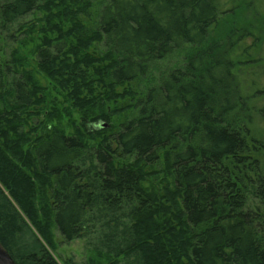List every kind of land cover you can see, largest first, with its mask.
Here are the masks:
<instances>
[{"label":"trees","instance_id":"16d2710c","mask_svg":"<svg viewBox=\"0 0 264 264\" xmlns=\"http://www.w3.org/2000/svg\"><path fill=\"white\" fill-rule=\"evenodd\" d=\"M222 9L0 0V243L15 264H58L55 231L91 239L85 264H264V31ZM39 12L41 42L19 55ZM35 72L76 112L72 133L29 111Z\"/></svg>","mask_w":264,"mask_h":264},{"label":"rangeland","instance_id":"374dc122","mask_svg":"<svg viewBox=\"0 0 264 264\" xmlns=\"http://www.w3.org/2000/svg\"><path fill=\"white\" fill-rule=\"evenodd\" d=\"M223 4L222 17L221 19L229 22L231 29H235L232 24L243 23L247 21V25L251 27L253 23L255 24V29L258 35H261V32L264 31V0H221ZM252 21V22H248ZM44 20L41 12L34 13L25 17L21 21L20 31L17 33L19 42L23 41L26 45L16 44L15 48L19 55L26 56L30 51L34 49L36 45H39L41 38L43 37L42 28H44ZM228 26V25H227ZM226 27V26H225ZM254 30V27H252ZM250 28V29H252ZM227 29V27H226ZM261 29L262 31H259ZM49 37H54V35H49ZM15 44L12 45V47ZM94 53L93 49L90 50ZM34 65L32 63L31 67L33 69ZM35 79L38 81L40 87L43 89V92L39 94V98L43 97V105L37 108L32 107L30 112H40L41 115L38 117L40 123H42L45 128L44 131L48 132L52 127H59L65 133H72V127L74 125L79 126L80 121L75 111L70 109V105L65 100V96L61 90H59L53 83H51L43 75L35 72ZM250 78V76L248 77ZM122 88H118L117 92H122ZM131 99L125 100L123 105L133 104ZM72 112V113H71ZM55 113V114H53ZM71 115V116H70ZM115 117L112 119L117 125L123 121L121 117ZM134 115V111L131 109L125 118H131ZM70 116V117H69ZM71 119V121L69 120ZM121 119V120H120ZM44 120H49L46 122ZM94 130L103 129L106 127L105 123H99L96 126H92ZM258 140L262 137L264 139V133L259 131ZM262 158V157H261ZM262 161L264 159L262 158ZM162 162L157 165V170L162 169ZM58 244L56 254L54 257L57 260L58 264H63L65 261L71 260L73 264H85L86 260L90 255L89 243L91 239H77L68 244H65L60 237V235L55 231L53 232ZM95 237V235H94Z\"/></svg>","mask_w":264,"mask_h":264},{"label":"water","instance_id":"95a60500","mask_svg":"<svg viewBox=\"0 0 264 264\" xmlns=\"http://www.w3.org/2000/svg\"><path fill=\"white\" fill-rule=\"evenodd\" d=\"M0 264H15L8 252L3 248L0 243Z\"/></svg>","mask_w":264,"mask_h":264}]
</instances>
